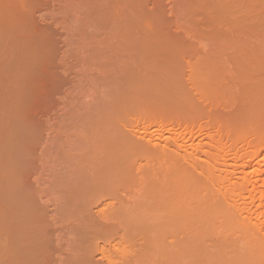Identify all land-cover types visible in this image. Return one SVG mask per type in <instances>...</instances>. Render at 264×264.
<instances>
[{"label": "rangeland", "instance_id": "rangeland-1", "mask_svg": "<svg viewBox=\"0 0 264 264\" xmlns=\"http://www.w3.org/2000/svg\"><path fill=\"white\" fill-rule=\"evenodd\" d=\"M263 104L264 0H0V264H164L169 197L264 241Z\"/></svg>", "mask_w": 264, "mask_h": 264}, {"label": "bare ground", "instance_id": "bare-ground-1", "mask_svg": "<svg viewBox=\"0 0 264 264\" xmlns=\"http://www.w3.org/2000/svg\"><path fill=\"white\" fill-rule=\"evenodd\" d=\"M251 144L257 145V149L252 152L250 158H258L264 145H262L261 142L255 140H252ZM102 164H105V161H103ZM9 170V167L4 168V176L9 172ZM255 173L257 175V178L254 182H252L251 190L253 192L259 193V199H264V189L260 188L264 187V183H260L259 179L260 176L263 175L261 166L255 168ZM98 176L102 175H100V173L96 171V174L90 179L92 184L91 187H98V184L100 183V178ZM184 176L185 177H182V182L185 181L184 179L188 177L187 175ZM3 180L5 181L4 183L6 185L2 186V190L6 191L7 197L0 203V209L3 213L6 212L10 215L21 216L23 211V207H20L21 204L19 205L18 210V208L14 206V204H12L10 201L15 197L16 194L14 193V188L10 186V178H7V176H5ZM233 191L238 192V190L236 189ZM12 195H14V197H12ZM111 196L112 198L114 196L117 199L119 193H116V191H108L107 193L102 195V198H110ZM98 197H100L99 194ZM183 199L178 200V198L172 197L164 199V203L158 210V214L152 215L153 219H162V224L165 225V228L167 227V232L168 234H170L169 239L173 240L165 239L164 241H162V238L159 240L153 236L149 240L145 241V244L143 245V251L145 249V251L157 253L160 257H162L161 259H164V264H264V241L255 239L251 232L242 233L241 229L243 228V225L241 223L236 224L233 220V216L229 211L226 210L224 211V213L223 211H220L221 217H218V214H220V212L218 213L216 210L218 209L219 211L221 209L220 207L217 208V206L216 208L215 206L213 207L209 199L197 197V195L189 196L187 199ZM135 205L139 206L140 203H137ZM210 206L214 209L210 208L211 212L208 213V207ZM259 206H263L262 200L259 203ZM20 208H22L21 212ZM205 216L211 219V223L209 224H211L212 227L209 226V224L206 222L207 220L205 219L207 217ZM202 217H204L203 221ZM204 221L206 223H203ZM10 223L11 221L9 219L6 220L5 226L9 227ZM183 223H185L184 226H182ZM202 223L205 225L207 224V226H209L208 229L211 228L210 233L212 234H214L217 228H224L223 231L220 229V232H223V237L211 244L212 247L215 248V251H211L208 248L206 241V239L208 238H206L207 236L203 234L208 229H203V232L201 229L203 227ZM213 226L216 228L215 230L213 229ZM262 226L259 225V228L261 227L260 230L262 229ZM235 229L240 231V233L237 234ZM212 230L214 231L212 232ZM7 234L10 236L9 232H7ZM12 244L13 243H10L9 238H6V248L3 252L4 264H11V257H15V255L18 254L15 253V248L10 251L9 246H12ZM136 244L137 243H133L134 246ZM173 255L175 256V259Z\"/></svg>", "mask_w": 264, "mask_h": 264}]
</instances>
